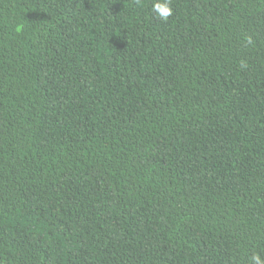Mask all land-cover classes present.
I'll use <instances>...</instances> for the list:
<instances>
[{"label":"trees","instance_id":"trees-1","mask_svg":"<svg viewBox=\"0 0 264 264\" xmlns=\"http://www.w3.org/2000/svg\"><path fill=\"white\" fill-rule=\"evenodd\" d=\"M0 0V264L264 260V0Z\"/></svg>","mask_w":264,"mask_h":264},{"label":"clouds","instance_id":"clouds-1","mask_svg":"<svg viewBox=\"0 0 264 264\" xmlns=\"http://www.w3.org/2000/svg\"><path fill=\"white\" fill-rule=\"evenodd\" d=\"M151 11L154 17L166 22L174 12L172 0H152ZM252 260L254 264H264L259 254H254Z\"/></svg>","mask_w":264,"mask_h":264}]
</instances>
